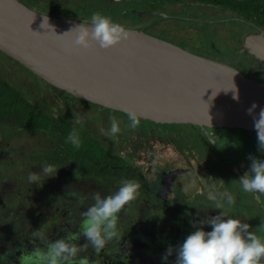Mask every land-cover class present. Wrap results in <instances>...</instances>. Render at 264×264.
Masks as SVG:
<instances>
[{"label": "flooded vegetation", "instance_id": "obj_1", "mask_svg": "<svg viewBox=\"0 0 264 264\" xmlns=\"http://www.w3.org/2000/svg\"><path fill=\"white\" fill-rule=\"evenodd\" d=\"M92 3V6H80L76 11L80 12L83 8L84 13L91 15L94 12L136 14L137 17L128 20H142L141 26L134 28L138 30L145 25L144 15H160L167 19L170 13L175 14L173 21L178 25H216L217 28L211 27L216 37L231 32L229 57L232 54L240 59L253 60L262 71L261 62L244 51L242 41L246 35L257 34L264 28L218 4L201 0H167L161 6L156 4V8L147 0H92ZM34 6V10L41 13L50 9ZM211 10L215 11L214 14ZM127 21L122 24L133 28L127 25ZM181 39L187 43L183 48L218 60V49L212 41L206 45L199 34L196 37H179L177 41ZM174 43L179 45L176 41ZM44 86L52 105H55V115L62 122L60 135L55 129V134L51 129L48 133H36L32 125L20 127L13 124L15 120L9 119L6 123L0 118V264H20L19 257L23 251L30 252L35 246H40L39 241L32 237L35 230L42 229L51 241L65 237L68 232L78 234L82 213L93 203L91 194L96 191L105 196L112 194L124 179H134L141 184L140 196L121 211L117 238L110 241L99 255L91 245L81 253L95 264H165L161 257L169 245L176 247L182 244L196 230L194 224L222 211L216 209L215 201L208 199L213 185L218 191L229 192L235 198V205L225 206L224 211L242 220L246 218L243 222L250 224V230L264 237V195L247 193V198H242L243 191L237 182L249 171L250 160L241 155L227 164V157L222 154L227 148L232 151L238 147L240 140L231 134L238 130L202 131L192 127L197 132V142L192 144L188 141L191 147L186 149H181L173 139L140 131L121 147L106 140L99 133L100 125L93 121L90 127L81 128L82 144L79 149H74L70 143H65L75 124L74 115L83 116L84 123L89 124L81 110L73 109V105H81V102L54 89L61 99L60 104L54 99L49 85ZM36 136L45 144L36 147L24 141ZM137 136L140 139H136ZM134 142H138L143 151L133 149ZM138 153H146L145 157L140 155L141 160L146 162L137 160ZM148 155L151 158H147ZM154 157L157 160L147 162ZM45 163L54 164L57 174L50 178L42 176L38 183H29V172H39ZM164 172L173 175L174 181L168 183L161 180ZM71 193L78 195L74 197ZM204 230L212 229L210 225H205ZM85 242V238L81 237L79 243ZM175 259L173 253L167 264H174Z\"/></svg>", "mask_w": 264, "mask_h": 264}, {"label": "water", "instance_id": "obj_2", "mask_svg": "<svg viewBox=\"0 0 264 264\" xmlns=\"http://www.w3.org/2000/svg\"><path fill=\"white\" fill-rule=\"evenodd\" d=\"M81 23L0 0V51L47 83L60 104L54 89L124 115L134 110L142 123L257 135L246 110L253 102L257 114L264 108L263 81L134 28L110 49L83 48L69 32ZM242 48L264 74V30L246 35Z\"/></svg>", "mask_w": 264, "mask_h": 264}, {"label": "clouds", "instance_id": "obj_3", "mask_svg": "<svg viewBox=\"0 0 264 264\" xmlns=\"http://www.w3.org/2000/svg\"><path fill=\"white\" fill-rule=\"evenodd\" d=\"M75 33L74 43L83 48L98 44L102 49H110L129 38L126 27L109 15L94 12L88 22H83L71 31ZM67 33V32H66ZM235 91V86L233 88ZM238 100V94L234 95ZM259 105L253 102L246 110L252 116L257 134L258 150L264 153V108L256 109ZM127 128L136 130L141 123V117L134 110L126 112ZM75 124L68 133L65 143H70L74 149L82 144L81 128L84 117L74 115ZM110 128L102 130L109 138H115L121 132V123L117 117L111 116ZM79 125L80 127H76ZM251 161L249 171L237 181L241 190L250 194L264 195V159L249 155ZM57 174L54 164L45 163L39 172H29V183H38L41 177L50 178ZM141 184L134 179L120 181V187L112 194L102 195L99 191L91 194L93 203L82 213L80 232L76 235L68 232L65 237L49 240L40 230L32 232V237L39 241L32 251H23L19 257L20 264H95L81 253L91 245L93 251L99 255L106 245L118 236L117 225L120 213L125 206L140 196ZM76 197L78 194L71 193ZM79 199H83L79 197ZM208 199L216 202V209L220 213L208 216L194 224L196 230L189 234L182 244L173 247L169 245L162 261L167 264L170 256L175 253L174 264H264V237L250 230L251 226L243 222L245 219L229 215L224 211L225 206H233L236 201L229 192L218 191L215 185L208 194ZM210 225L211 231H205L204 226ZM84 237L86 242L80 244Z\"/></svg>", "mask_w": 264, "mask_h": 264}, {"label": "rangeland", "instance_id": "obj_4", "mask_svg": "<svg viewBox=\"0 0 264 264\" xmlns=\"http://www.w3.org/2000/svg\"><path fill=\"white\" fill-rule=\"evenodd\" d=\"M22 1L25 5H27L28 7L32 8V9H35L34 5H39L40 7H43V8H50L48 11L47 10H43V11H46L45 12L46 14L51 13L49 15H53V16L68 19V20L78 21V22H88L90 20L91 14L84 13L83 8H81L82 11H80V12H77L76 9L80 8V6H87L88 7V6H92V4H93L92 0H22ZM149 1H151V3L156 8H158L156 6V4L161 6V4H164L167 2V0H147V3H149ZM58 9H60L61 11H65V12H60ZM81 9H79V10H81ZM211 11H212V14H214L215 11L214 10H211ZM109 16L114 17L113 20L120 23V24H122V22H124V21H127L128 19H131V17H137L136 14H131V13H124V14H116L115 13V14H111ZM142 18L145 20V25L143 26V28H141L139 30H142L147 34L154 35V36L166 39V40L171 41V42L176 41V43H178L179 45L184 46V47L187 45V43L183 39H181V41H177V40H179V37H183V36H185V37H196L197 34H199V36L202 37L203 41L207 37L205 39L206 45H208L212 41L213 43L216 44V46L219 49L221 46H223V48L220 49L221 55H225L228 58V60L230 59L229 61H223V62L230 63V64L234 65V67L237 68L245 76H248V77L256 76L258 78L255 80H259V81L264 82V74L260 70V67H258L259 70H256L258 68H257V64L255 61L247 60L246 58L240 59L239 57H237V55L235 56L232 54L229 57L227 47H229V44L232 43L231 32H228V33L223 34L222 36L216 37L214 35V33L211 31L212 30L211 27L214 28L216 25L210 26V24H204L203 26H196V23H193L192 25L181 23L178 25L173 21V19L176 18L175 14H171V13L169 14V17L167 19L160 17V15L159 16L158 15H144ZM212 18H213V16H212ZM141 22L143 23V21L140 19L128 20L127 25H129L133 28H138L141 26ZM122 25H124V24H122ZM124 26L126 28H128V26H126V25H124ZM226 26H227V24H225L223 27L225 28ZM202 27H207V28L204 29ZM200 28H202V30H199ZM215 28H217V26ZM232 28H229V29L232 30ZM208 38H211V39H208ZM201 54H203V53L201 52ZM208 57H211V56H208ZM0 63H2V65H4V66L7 65L11 68L10 69L11 72H10V70L7 71L9 73L7 75H9L11 78L13 76V78H15V81H14L15 83L22 81V79L27 80L28 81L27 83L31 82L29 77L32 78V76L29 75L27 72H25L26 70H24L23 68H20L19 64L13 62L11 59H8L7 57H5L2 54H0ZM4 66H3V69L5 70L6 68ZM18 71L23 72V73H20ZM19 79H21V80H19ZM36 81H38V80L36 79ZM39 83H40V81H39ZM26 85H27V89H29L30 91H32L34 89L31 85H29V84H26ZM66 97H68V96H66ZM73 109L81 110V112H83L85 118L88 119L89 124L83 123V126L90 127L91 124L93 123V121L96 122L97 125H100L99 133L106 140L110 141L112 144L118 143L117 146L120 145L122 147V145L125 142H127L132 136L139 134L140 131L142 133H145V134L161 135L167 140L173 139L175 142H177V144L179 145V147L181 149H186V148L191 147V145L188 141H191L192 144L197 142V135H196L197 132L192 127H185V128H181V129H176V128L175 129H166V128H157V127H154L150 124H145V123L141 122L140 126L136 130H132V129L126 127V125L128 124L127 116L123 115L121 113L109 111V110L104 109V108L96 109V108H94V106H92L90 104H84V103H81V105L80 104L73 105ZM111 116H115V117H117L118 120L123 121V123H121V125H120L121 132L115 138H109L108 136L104 135L102 132V130L107 131L110 128L109 117H111ZM225 133H227V132H225ZM231 134H233V136L235 138H238L240 141H239L238 147L235 149H232V151L229 148H227L225 150L226 153H224L222 151L223 156L226 155V157H227V159H226L227 164L233 163L232 161L237 156H241V155H243L244 158H247V159H248L249 155H254L260 159H264V153H262L260 150H258L257 137L251 136L250 134H247V133H244L241 131H236L233 133L231 132ZM133 138H135V137H133ZM136 139H140V137H138ZM24 141H28L30 143H33L34 145H36V147H39V146H42L43 144H45L43 139H41L39 136H36L35 138H31L28 140L24 139ZM144 147L147 148L148 144L145 143ZM132 148L135 150L140 149L141 151H143V149L140 147V144L138 142H134ZM146 153H148V152H146ZM146 153H144V154H146ZM144 154L142 155V154L138 153V155H137L138 159L137 160L140 161L142 159V157L140 155L145 157ZM215 155H216L215 157L218 156L217 153H215ZM146 157L151 158L150 155H148ZM150 160L155 161V160H157V157L149 159L147 162L149 163ZM140 162H146V160H141ZM212 162H213V160H212ZM250 163H251V161H250ZM211 170L215 173V169L213 167H211ZM174 179H175L174 176L171 174H168L167 172H164L163 176L161 178V180L166 181L168 183L173 182ZM241 196H242V198L243 197L247 198L248 194L243 192V193H241ZM239 200L242 201V199H239Z\"/></svg>", "mask_w": 264, "mask_h": 264}, {"label": "trees", "instance_id": "obj_5", "mask_svg": "<svg viewBox=\"0 0 264 264\" xmlns=\"http://www.w3.org/2000/svg\"><path fill=\"white\" fill-rule=\"evenodd\" d=\"M201 1L211 2L212 4H218L223 9H230L231 11H235L239 16L243 17L245 20H248L256 24L257 26H262L264 28V0H201ZM47 14H51V13H47ZM209 47L212 48L211 46ZM222 48L223 46L220 47V49ZM230 48H232L231 44H229V47H227V50L231 52ZM217 49H218L217 59L221 62L229 61L225 55H221L220 49L218 47ZM0 54L4 55L8 59H11L13 62L19 64L20 68H23L24 70H26L25 72H27L29 75L32 76V78L29 77L31 80L30 83H27L28 81L25 79H22V81L15 83L14 82L15 78H13V76L11 78L9 75H7L9 74L7 71H9L11 68L7 65L4 66L2 65V63H0V118L5 120L6 123H9L7 121L9 119L15 120L16 123L13 124H17L20 127H24L26 125H32L36 133L44 134V133H48L49 129L51 130L55 129L57 133L60 135L59 132H61L60 130H61L62 122L55 115L56 112L55 105H52V102L48 98V91L44 86V85L47 86V83H45L36 75H33L28 69L23 67L19 62L12 59L2 51H0ZM3 66L6 68L5 70L3 69ZM36 79L38 81H36ZM26 84L31 85L34 89L30 91L29 89H27ZM56 91L61 92L62 94L65 95H69L65 91L59 89H57ZM71 97L73 100H77L78 102L84 104H90L89 102L77 99L73 96ZM52 100L54 101L53 98ZM93 106L98 109L103 108L101 106H95V105Z\"/></svg>", "mask_w": 264, "mask_h": 264}]
</instances>
